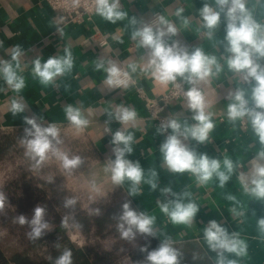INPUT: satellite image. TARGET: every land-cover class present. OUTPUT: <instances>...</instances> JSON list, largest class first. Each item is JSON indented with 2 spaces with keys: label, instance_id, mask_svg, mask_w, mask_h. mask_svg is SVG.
I'll list each match as a JSON object with an SVG mask.
<instances>
[{
  "label": "crops",
  "instance_id": "0c3cea01",
  "mask_svg": "<svg viewBox=\"0 0 264 264\" xmlns=\"http://www.w3.org/2000/svg\"><path fill=\"white\" fill-rule=\"evenodd\" d=\"M121 9L127 12L126 19L115 24L105 21L96 13L92 21L72 23L61 27L54 20V12L42 0H0V58L10 60L9 50L14 45H20L23 50L21 56L22 75L26 80L25 89L17 95L12 92L5 82L0 79V128H25L24 116L44 118L46 126L55 122L60 129L72 128L71 132L80 133L86 139L88 148L86 163L77 175L89 191L94 201L104 198L110 192L119 193L124 200L131 203L139 212H146L156 217L154 230L160 242L165 236L174 243L194 241L202 249L210 264H215L216 253L212 252L204 240L203 232L208 222L216 220L231 234L239 233L240 238L247 243V255L237 257L232 253H225L229 259L237 260L238 264H264V234H261L257 221L264 218V200H257L246 195L241 187L237 175L247 172L249 161L255 156L260 145L254 136L247 120L232 124L227 119V105L231 103L230 93L237 89L247 90L250 97L251 85L245 83L239 76L231 72L225 63L226 52L225 28L223 13L221 22L214 30L211 39L207 36V29L202 25L199 10L204 3L215 7V0H120ZM247 7L254 19L264 24V0H247ZM182 14L177 15V10ZM160 11L177 28L176 35L165 36L168 45L175 43L189 53L201 48L207 55L215 56L223 70L210 77L207 82H198L209 111L214 113L215 129L210 133L208 142L198 143L192 138L182 142L194 150L197 155L206 153L210 158L222 160L225 155L242 165L237 173L226 183L224 188L219 187V181L213 178L207 185L200 186L190 173H173L163 162L160 145L163 143L157 128L146 119L142 101L133 92L131 84L127 87L109 86L105 83L107 73L97 71L95 65L103 60L105 66L112 61L119 68L126 66L134 78L151 95H160L166 92L169 84H163L152 74L150 67V49L138 46V42L131 39V33L143 26L152 15ZM137 23L132 25L131 18ZM187 21V23H185ZM95 27L108 34L109 44L100 46L89 39ZM59 28V29H58ZM69 49L74 58L71 72L58 77L54 85L47 87L40 84L32 76V62L36 58L41 61L51 56H63L65 49ZM264 63V60L260 61ZM136 66L133 72L131 65ZM181 78V77H178ZM184 79V78H182ZM187 89L194 85L186 81ZM13 96L21 97L27 103L26 111L13 117L9 111ZM79 106L86 119L88 127L77 131L65 117L66 105ZM119 106L130 107L137 113L134 126L126 128L115 119V111ZM251 106V105H250ZM109 113H112L110 116ZM167 115L174 116L183 125L185 122L192 125L193 112L188 108L187 97L172 102L165 110ZM223 119H220V118ZM39 122V121H38ZM110 129V131H106ZM117 130L125 131L134 136L133 152L126 154V159L139 161L144 169L145 177L149 170L154 169L158 174V187L154 191L146 183H141L139 194L131 195V182L125 181L122 185H115L111 180L106 166L109 160L115 159L112 134ZM170 187L172 193L182 195L190 193V198L199 205V211L191 226L174 225L169 218L160 211L157 201L167 202L177 197L162 194L161 189ZM232 194L238 203L228 201L225 196ZM98 198V199H96ZM188 198H185L187 202ZM92 203V202H91ZM93 204V203H92ZM235 207L242 216H235L231 209Z\"/></svg>",
  "mask_w": 264,
  "mask_h": 264
},
{
  "label": "clouds",
  "instance_id": "9594fccd",
  "mask_svg": "<svg viewBox=\"0 0 264 264\" xmlns=\"http://www.w3.org/2000/svg\"><path fill=\"white\" fill-rule=\"evenodd\" d=\"M182 9L177 10V15L182 14ZM95 12L105 21L115 24L127 18V12L121 9L120 0H95ZM223 13L226 23L225 41L226 52L230 55L226 57L225 63L228 69L237 74L242 80L251 85L250 97L247 90L240 88L234 93H230L231 103L227 105V119L235 124L237 121L247 120L254 136L260 145L255 156L249 161L250 168L247 172H239V180L243 192L257 200H264V24L254 19L252 12L247 7V0H215V7L204 3L199 10L202 25L207 29V36L211 39L214 30L221 22ZM130 23L135 25L137 20L131 18ZM155 28L152 25H144L135 29L131 33V39L138 42V46L150 49L149 65L152 68L153 76L163 84H175L177 77L184 78L189 84L194 85L189 88L184 95L188 100V108L193 112L194 124L182 125L175 118H170L163 122L157 129L158 133L171 130L164 142L160 145V152L163 162L168 170L173 173H190L198 185H207L213 178L219 181V187L224 188L226 183L232 178L237 170L242 167L239 161H233L225 155L222 160L210 158L206 153L197 155L194 150H190L181 140L192 138L198 143L209 141L210 133L215 129L216 124L213 119L214 113L209 111L203 91L196 87L198 82H207L214 75H218L222 70V65L215 56L207 55L201 48H196L189 53L186 49L178 47L175 43L168 45L164 37L176 35L175 24L164 16L157 18ZM187 23V21L185 22ZM3 47V41H0ZM10 60L0 58V79L7 87L19 95L26 87L25 77L22 75L21 56L23 50L20 45H14L9 50ZM74 65V58L69 49H65L63 56H51L45 61L36 58L32 62V76L38 79L40 84L47 87L54 85L58 77L71 72ZM105 66L103 60L95 65L97 71L103 70L107 73L105 83L109 86L128 85V73L123 72L112 61ZM133 72L136 66L131 65ZM3 91V89H0ZM251 105V106H250ZM28 105L21 97L17 99L13 96L10 101L9 111L13 117L24 113ZM65 117L77 131H83L88 127L89 121L82 113L79 106L71 104L64 107ZM111 116L112 113H109ZM115 119L125 128L135 124L137 113L134 109L119 106L115 111ZM42 116H24L23 122L26 127L23 136L20 138V145L24 148L25 156L35 161L34 167H40L46 161L55 157L59 161L60 167L71 173L80 167L82 158L79 155H70L59 147L63 141L61 139V129L55 122H50L46 126L42 123ZM39 121V122H38ZM110 131V129H106ZM134 136L125 131L117 130L112 134L111 144L115 159L109 160L106 171L110 172L111 180L115 185H122L124 182H131V195H137L140 191L141 183L148 184L152 190L158 187V174L154 169L149 170V175L145 177L144 169L139 161L133 162L126 159V154L133 152ZM162 194L176 196L174 200L167 202L157 201V206L174 225L191 226L194 217L199 211V205L190 198V193L182 195L172 193L170 187L161 189ZM185 198L187 202H185ZM225 198L233 203H238L236 197L227 194ZM7 196L0 191V211L7 202ZM76 199L69 197L64 201L65 208L74 207ZM97 214L99 209L95 210ZM235 216H242L235 207L231 209ZM47 209L45 206L37 204L31 217L19 214L14 217L13 222L21 227L27 225L30 229L27 236L30 240L36 241L44 237L50 230V224L46 219ZM156 217L146 212H137L130 207L128 202L122 205V213L118 218L116 229L121 239L133 241L137 235L156 238L158 233L154 230ZM62 225H67V220H62ZM257 226L261 234H264V218L257 221ZM204 240L208 248L215 252V264H238L237 260L229 259L225 253L235 254L237 257L247 255V243L240 238L239 233H229L225 227L216 220L208 222L203 232ZM59 247V245H57ZM141 253H146L143 264H180L182 253L174 246L173 240L165 236L155 249L149 250L146 244L140 247ZM53 264H73L71 249L65 248L62 253L55 258Z\"/></svg>",
  "mask_w": 264,
  "mask_h": 264
},
{
  "label": "trees",
  "instance_id": "16d2710c",
  "mask_svg": "<svg viewBox=\"0 0 264 264\" xmlns=\"http://www.w3.org/2000/svg\"><path fill=\"white\" fill-rule=\"evenodd\" d=\"M23 130L24 128H15V137L0 129V164L13 162L18 151L16 142L22 137ZM78 148L79 152L75 150L73 155L82 158L83 162L79 168L82 169L86 163L87 150L91 147L88 143H80ZM0 191L8 198L4 209L0 211V226L6 229L19 245L9 253L0 243V264H53L65 248L71 249L73 264H143L146 253H141L140 247L147 244L149 250H152L159 246L160 241L157 238H145L140 234L133 241L120 239L107 249L89 244H76L70 239V226L79 230L87 241L107 233L118 236L120 234L116 225L122 213V205L128 202L133 210L136 209L127 200H101L87 209L81 208L77 203L74 207L65 208L67 190L51 186L35 176L25 164L16 166L13 175L6 180ZM37 204L46 207L50 230L41 239L32 241L27 236L30 230L27 225L21 227L13 220L19 214L30 218ZM96 209H99L98 214ZM64 219L67 220L66 226L62 225ZM174 246L182 253L180 264H210L197 242L174 243ZM125 247L126 250H123Z\"/></svg>",
  "mask_w": 264,
  "mask_h": 264
},
{
  "label": "rangeland",
  "instance_id": "374dc122",
  "mask_svg": "<svg viewBox=\"0 0 264 264\" xmlns=\"http://www.w3.org/2000/svg\"><path fill=\"white\" fill-rule=\"evenodd\" d=\"M71 131L72 128L61 129V139L63 143L59 147L61 148L62 151L67 152L70 155H73V151L75 152L76 150V152H79L78 145L80 146V143L83 144L86 143V141H84L80 133L71 132ZM14 133L15 131L14 132L12 131L9 134H13L16 137L17 135ZM19 141L20 140L16 142L18 151L13 158V162L10 161L0 164V188L3 186L6 180L13 175L17 165L25 164L35 176L44 180L51 186L66 189L67 194L65 196L67 198L69 197L75 198L77 201L76 203L79 204V206L83 209H87L92 203H97L101 200H109L115 202L126 201L123 199L122 195H119V193L116 192H110L104 195V198L101 199L96 198L98 200L94 201L89 191L83 185L82 180L77 176L79 174L80 167L73 170L71 173H66L60 167L59 161L55 157H52L38 168L34 167L35 161L29 160L25 156L24 148L21 147ZM69 228L70 230L68 233L70 239L76 244L82 246L89 244L91 246H95L98 248L101 247L103 249H107L110 246H112V244L116 243L118 240L121 239L120 235L117 236L114 233H107L102 237L101 236L94 237L91 238L89 241H87L79 230H77L72 226H70ZM77 234H79V236H77ZM0 243L9 253H11L13 250L19 247L16 240L11 235L8 234L6 229H4L1 226H0ZM122 249L126 250V247ZM125 260H126V256H125Z\"/></svg>",
  "mask_w": 264,
  "mask_h": 264
},
{
  "label": "built area",
  "instance_id": "2783aa9c",
  "mask_svg": "<svg viewBox=\"0 0 264 264\" xmlns=\"http://www.w3.org/2000/svg\"><path fill=\"white\" fill-rule=\"evenodd\" d=\"M51 8L54 12V20L58 24V26L64 27L72 23H84L86 21H92L95 12V0H42ZM122 7V3L120 2ZM160 16L165 15L157 11L152 17L146 22L144 25H152L155 28V21ZM143 25V26H144ZM141 26V27H143ZM140 27V28H141ZM58 28V29H59ZM92 41H95L100 46H106L109 44V36L106 33L101 32L97 27H95V31L89 37ZM123 72L128 73V84H131L133 88V92L137 98H139L145 109L146 119L149 120L154 127L157 129L160 125L170 118H175L172 115H167L165 110L170 106L172 102L181 100L185 98V92L188 91L186 86V80L182 78H178L175 84L169 85L166 92L160 95H151L149 92L139 84V82L134 78L131 72L128 70L126 66H121ZM242 80V78L239 76ZM117 88H121L122 86H116ZM176 119V118H175ZM220 119H223L222 117ZM6 133L12 132L15 128H0ZM171 133V130L164 133H160L161 138L164 142L167 135ZM86 141V139H84ZM192 150L190 147H188ZM240 172V170H239ZM79 236V234H77ZM82 246V245H80Z\"/></svg>",
  "mask_w": 264,
  "mask_h": 264
}]
</instances>
